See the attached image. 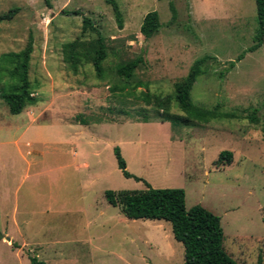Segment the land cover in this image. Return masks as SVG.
Listing matches in <instances>:
<instances>
[{
  "label": "rangeland",
  "instance_id": "rangeland-1",
  "mask_svg": "<svg viewBox=\"0 0 264 264\" xmlns=\"http://www.w3.org/2000/svg\"><path fill=\"white\" fill-rule=\"evenodd\" d=\"M114 1L120 28L104 0H0V13L18 8L0 23V55L30 39L27 75L35 86V103L17 115L0 99V234L23 243H0V264H29V257L43 264H181L169 223L126 219L103 197L105 190H143V181L179 188L185 209L199 205L215 215L222 250L234 262L264 264V42L246 52L256 26L253 0ZM149 11L160 26L144 39L139 25ZM82 17L105 39L102 79L89 60L81 58L74 74L62 59V46L75 39L77 51L90 54L94 34L80 33ZM137 57L142 62L128 79L115 75L116 65ZM202 57L191 102L234 117L160 121L139 93L171 95ZM169 113L182 115L174 106ZM114 147L141 181L121 175ZM221 151L231 153L230 163L215 167Z\"/></svg>",
  "mask_w": 264,
  "mask_h": 264
},
{
  "label": "trees",
  "instance_id": "trees-1",
  "mask_svg": "<svg viewBox=\"0 0 264 264\" xmlns=\"http://www.w3.org/2000/svg\"><path fill=\"white\" fill-rule=\"evenodd\" d=\"M47 4V0H44ZM110 6L117 26L121 27V16L114 0H104ZM255 12V29L252 36V45L246 52H253L264 42V0H253ZM170 21L175 18L172 4L168 3ZM18 12L13 7L0 13V23L11 20ZM76 14V13H75ZM158 15L155 11L147 12L141 19L139 34L148 39L159 29ZM94 34L90 45V54L87 51L80 53L77 49L81 46L75 39L62 46L63 61L69 66L72 73H76L77 65L81 58L90 62L92 70L98 79H102V61L106 57L105 39L99 33L87 17L81 18L80 33ZM32 52L31 40L19 52H9L0 55V99L10 115L19 114L26 106L35 103L33 97L35 86L28 80V63ZM238 55L237 61L242 58ZM142 60L137 57L125 63L116 65L114 73L117 77L128 79L133 70L141 64ZM205 58L194 60L189 66L186 75L173 83L172 94L158 96L147 91L139 93L138 99L146 106H151L159 112L160 121H168L170 124L189 125L194 122L205 123L216 117L233 118L231 113H218L214 107L210 110L197 107L191 102L190 90L196 78L202 74L201 66ZM233 63H230L232 66ZM122 90V89H120ZM182 114H170L172 107ZM251 123L257 120L253 113L248 116ZM86 124V123H80ZM261 131L264 137V121ZM117 168L124 178H132L135 181L141 179L129 174L125 170V164L120 156L119 149H112ZM231 160L229 151H221L212 162L215 167L228 165ZM145 188L139 191H111L105 190L103 197L112 207L118 208L123 217L129 220H161L169 223L172 238L182 246L181 264H237L230 259L222 250V232L219 219L199 205L184 207V194L179 188H151L143 181ZM29 264H43L35 257L28 258Z\"/></svg>",
  "mask_w": 264,
  "mask_h": 264
},
{
  "label": "crops",
  "instance_id": "crops-1",
  "mask_svg": "<svg viewBox=\"0 0 264 264\" xmlns=\"http://www.w3.org/2000/svg\"><path fill=\"white\" fill-rule=\"evenodd\" d=\"M16 141H17V139L12 138V143L13 144H16ZM3 234H6L7 237H4L3 238L2 234H0V243L1 244H4L7 248H10V249H20L23 246V243H21L18 246V242L17 241H14L13 238L10 235L8 236L6 232H4ZM7 241H9V242H7Z\"/></svg>",
  "mask_w": 264,
  "mask_h": 264
}]
</instances>
